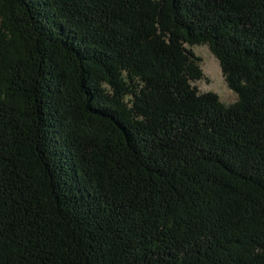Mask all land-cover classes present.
Here are the masks:
<instances>
[{"label":"trees","instance_id":"trees-1","mask_svg":"<svg viewBox=\"0 0 264 264\" xmlns=\"http://www.w3.org/2000/svg\"><path fill=\"white\" fill-rule=\"evenodd\" d=\"M0 264H264V0H0Z\"/></svg>","mask_w":264,"mask_h":264},{"label":"rangeland","instance_id":"rangeland-1","mask_svg":"<svg viewBox=\"0 0 264 264\" xmlns=\"http://www.w3.org/2000/svg\"><path fill=\"white\" fill-rule=\"evenodd\" d=\"M192 49L202 60L200 66L203 70L204 77L201 81L194 83L200 93H215L226 106L236 103L238 100L237 95L228 88L222 75L220 64L208 47L201 45L193 47Z\"/></svg>","mask_w":264,"mask_h":264}]
</instances>
